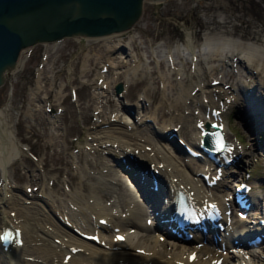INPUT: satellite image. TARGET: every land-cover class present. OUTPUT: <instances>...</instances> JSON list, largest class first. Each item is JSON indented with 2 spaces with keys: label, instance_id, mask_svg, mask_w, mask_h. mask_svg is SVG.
I'll list each match as a JSON object with an SVG mask.
<instances>
[{
  "label": "bare ground",
  "instance_id": "6f19581e",
  "mask_svg": "<svg viewBox=\"0 0 264 264\" xmlns=\"http://www.w3.org/2000/svg\"><path fill=\"white\" fill-rule=\"evenodd\" d=\"M191 25H182L185 48L191 56L197 53L202 57L201 46L195 44L199 31L194 32L195 27ZM145 31L147 27L140 31L142 38L147 36ZM206 35L207 32L202 34ZM256 36V32L248 35V40L252 41L247 52L232 51L231 56L225 55V58L237 57L240 65L245 64L248 70L258 74L256 82H240L235 91L231 89L234 95L236 91H243L247 101L232 94L229 102L232 106H239V110L244 107L240 115L241 118L245 115L243 122L247 129L264 132V40L255 44ZM129 39L126 46L133 44V38ZM111 40L110 37L104 40L108 51H114L119 46L112 44ZM144 42L148 44L151 41L145 38ZM209 60L214 62V58ZM137 61L135 58L134 68L127 71L126 78H133L140 69ZM113 63L110 59L106 65L111 68ZM19 64L18 58L13 70ZM211 68H207L210 72L205 75H213ZM82 69L81 73L88 76L90 69L86 64ZM202 71L203 68H200L197 72ZM36 73V83L39 84V80L43 79L42 72L38 69ZM104 78L103 74H99L89 84L96 90L92 105L94 114H98L97 119L103 112V96H99L101 92L98 90L108 87L109 83ZM115 78L112 77V83ZM210 79L217 80L214 75ZM204 81L201 79L194 85L200 90L198 97L201 96L202 101L205 97L201 92ZM177 87L182 96L185 89L183 83L177 82ZM40 88L37 86L31 95L36 98ZM62 89L55 90L58 99L62 97ZM120 89L122 92V87ZM147 90H144L145 99L149 97ZM8 91L7 103L0 108V264H251L248 260L238 263L237 253L242 252L244 245L247 246V240L264 236V193L258 188L242 193L239 209L243 219H232L236 210L230 212L226 197H231L233 191L224 187V181L233 176L231 169L234 165L227 164L231 157L238 156L240 150L233 136L226 131L225 123L211 118L214 111L209 109L211 117L204 120L200 118L202 110H199L198 116L192 119L194 126L188 131L191 135L188 140V136L182 135L186 121L179 114L161 124L155 115L143 117L141 122L138 121L142 129L140 126L133 127L130 118L117 110L114 116L122 115V123L112 114L97 125L83 123V133L72 142V148L79 152L78 156L83 154L85 160L96 157L103 166L90 169L86 161L80 165L71 152V161L79 174L77 186L72 191L65 190L63 197L54 198L52 189L30 196L27 186L16 188L10 179V169L27 158L28 152L16 139L14 126L19 120V113L10 104L12 88ZM161 92L163 99L166 98L165 86ZM109 95H113L112 90H109ZM123 96L124 93H121L113 99L117 102ZM185 101L181 107L188 108ZM202 101L199 105L207 113V106ZM138 105H122V108L127 109L125 113L129 115L131 112L134 114ZM169 108L172 109L171 103ZM26 113V117L31 118L30 110ZM50 121V125L55 123L53 118ZM206 123L209 128L210 125L221 127L224 148L217 149L216 140L206 138L208 135L203 131ZM213 129L211 127L210 131ZM65 142L67 140L63 142L64 150L68 149ZM184 146L186 151L189 150L192 155L196 153L197 157L186 155ZM112 160L118 164L115 165ZM195 160L200 164L198 167L193 164ZM102 169H106V174H102ZM90 170H93L92 175H89ZM230 170L232 172L227 173ZM120 172L124 175L117 182ZM115 187H121L127 198L114 197L117 194ZM223 187L227 196L215 197ZM210 192L215 196H211ZM110 193L112 199L108 204L104 202V197ZM179 197L185 199L191 209L188 214L184 211L179 215L178 212L181 223L177 222L173 210V206L179 207ZM247 213L254 218L248 224L244 221ZM7 233L12 236L10 243L2 239ZM117 236L123 239L117 240ZM214 237L222 240L216 246L212 242ZM259 247H247L246 251L259 252Z\"/></svg>",
  "mask_w": 264,
  "mask_h": 264
},
{
  "label": "rangeland",
  "instance_id": "374dc122",
  "mask_svg": "<svg viewBox=\"0 0 264 264\" xmlns=\"http://www.w3.org/2000/svg\"><path fill=\"white\" fill-rule=\"evenodd\" d=\"M143 8L141 19L132 30L108 36L112 39V44H119L114 51L107 50L104 40L108 37H103L87 39L84 43L78 39L64 40L60 44L40 45L22 52L18 68L9 73L5 85L0 89V108L7 103L8 90H13L10 104L19 113V120L14 126L16 139L28 152L27 158L10 169L12 183L16 188L27 186L30 196L52 189L54 198L61 195L63 197L65 190L72 191L79 182V174L71 161V152L80 165L86 161L90 169L103 166L96 157L85 160L83 154L78 156L79 152L72 148V142L83 133V123L97 125L105 122L110 114L115 115L116 110L129 117L133 127L140 126L138 121L141 122L146 116L155 115L161 124L179 114L186 121L182 135L188 136V140L191 136L188 131L194 126L192 119L202 110L201 119H208L212 114L211 118L225 123L226 131L233 136V141H236L240 150L237 154L238 168L231 169L233 176L226 175L230 178L224 181V187L235 190L241 181L247 180L254 185L252 191L258 188L264 193V132L251 130L250 134L241 120L240 112L243 110L229 102L232 100L229 99L230 95H234L231 89L236 90V83L252 84L258 80V75L245 69V64L240 65L237 57L225 58V55L231 56L232 51L247 52L250 47L248 44L252 41L248 40L251 33L256 32L257 35L253 43L261 44L264 40V0H168L145 3ZM185 23L192 24L194 32L199 31L195 44L201 46L199 49L203 52L202 57L197 53L191 56L185 48V33L182 28ZM146 27L145 38L151 41L148 44L140 33ZM205 29L208 33L206 37L202 36L206 33ZM129 37L133 38V44L126 46ZM84 44L88 47H84ZM135 58L140 69L134 79L130 76L126 78L127 71L134 68ZM210 58H214V62H210ZM110 59L114 61L111 68L106 65ZM84 64L90 69L88 76L81 73ZM209 66H212L211 74L217 78L216 81H211L210 77L213 75H205L210 72L207 70ZM200 68L203 71L197 72ZM38 69L43 78L39 80V84L36 83ZM99 74H103L104 81L109 83L108 87L98 90L101 92L99 96H103V112L97 119L98 114H94L92 105V96L96 90L89 84ZM112 77H117L113 83ZM201 79L205 80L201 91L205 96L203 101L201 96L198 97L200 90L194 86ZM177 82L183 83L185 88L182 96ZM118 83L125 84L126 89L123 99L115 102L114 86ZM37 86L41 88L35 98L31 92ZM164 86L167 93L163 99L161 90ZM60 87L63 91L62 97L58 99L55 90ZM109 90L114 95H109ZM144 90L149 91L148 99H145ZM235 95L241 98L238 93ZM183 100H186L188 108L181 107ZM200 101L207 106V113L199 105ZM135 103H139V108L133 111L135 115L132 118L125 113L127 109L122 108V105L129 107ZM170 103L172 109L169 108ZM209 109L214 113L210 114ZM27 110H30L31 118L26 117ZM114 117L122 123V115ZM51 118L55 120L53 125L49 124ZM139 128L142 129V126ZM65 140L68 149L64 150ZM193 162L196 167L200 165L198 160ZM102 170V174H106V169ZM231 170L227 173L230 174ZM92 174L93 170H90L89 175ZM123 175L120 172L117 182ZM224 187L217 196L210 192L211 196H226L223 193ZM115 188L117 194L114 197L127 198L121 187ZM111 196V193L107 194L104 202L111 204ZM236 217V214L232 215V219H237ZM262 246L257 254L253 252L251 255L248 251L249 255L239 258L237 262L248 260L251 264H264V245Z\"/></svg>",
  "mask_w": 264,
  "mask_h": 264
},
{
  "label": "water",
  "instance_id": "95a60500",
  "mask_svg": "<svg viewBox=\"0 0 264 264\" xmlns=\"http://www.w3.org/2000/svg\"><path fill=\"white\" fill-rule=\"evenodd\" d=\"M149 1L158 0H0V86L22 49L127 32Z\"/></svg>",
  "mask_w": 264,
  "mask_h": 264
},
{
  "label": "snow or ice",
  "instance_id": "6c2138e0",
  "mask_svg": "<svg viewBox=\"0 0 264 264\" xmlns=\"http://www.w3.org/2000/svg\"><path fill=\"white\" fill-rule=\"evenodd\" d=\"M213 127H216V125H213ZM217 135V141H216V147L217 149H222L224 148V143H223V139L222 137L219 136V133L216 134ZM2 239H9V236L8 235H5L4 237H2ZM117 240H122L123 237H120V236H117L116 237Z\"/></svg>",
  "mask_w": 264,
  "mask_h": 264
}]
</instances>
